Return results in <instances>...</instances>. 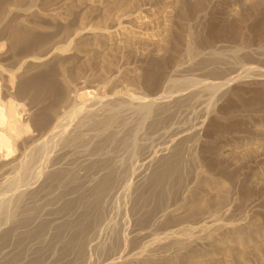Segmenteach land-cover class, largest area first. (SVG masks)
<instances>
[{"label":"rangeland","instance_id":"374dc122","mask_svg":"<svg viewBox=\"0 0 264 264\" xmlns=\"http://www.w3.org/2000/svg\"><path fill=\"white\" fill-rule=\"evenodd\" d=\"M9 22L33 30L14 48L1 35ZM211 24L221 29V40L211 36ZM106 33L113 37L108 40ZM209 36L214 42L204 43ZM49 45L65 50L25 77L22 71L9 77L16 96L7 97L24 110L19 134L10 139L18 158L23 154L19 159L28 160V141L59 97L75 98L73 106L85 104L72 112L73 127L90 117L88 110L98 100L123 90V84L128 139L121 148L103 149L114 157L108 166L112 171L87 169L81 161L68 166L64 180L48 178L50 171H0V264H207L209 257L215 264H264V0H19L17 5L0 0L1 65ZM106 62L118 67L119 88L105 78ZM46 71L54 74L51 93L41 94L32 86L19 93L27 79L43 80ZM145 103L150 118L132 108ZM88 126L82 130L93 133ZM168 162L172 168L159 171ZM105 179L109 187L100 188ZM81 195L88 204L96 199L86 230L80 227L78 236L58 235L59 218L79 219ZM23 218L30 221L19 224ZM45 218L53 219L52 224L36 232ZM207 222L208 227L198 230ZM10 227L15 229L6 234ZM182 227L192 229V239L174 245L164 238L168 231L179 235L174 231ZM236 236L242 253L225 255ZM152 237L161 243L142 252Z\"/></svg>","mask_w":264,"mask_h":264},{"label":"bare ground","instance_id":"6f19581e","mask_svg":"<svg viewBox=\"0 0 264 264\" xmlns=\"http://www.w3.org/2000/svg\"><path fill=\"white\" fill-rule=\"evenodd\" d=\"M19 0H15V3L16 5L18 4ZM20 15V14H19ZM21 16V15H20ZM17 17V16H16ZM4 18V17H3ZM14 17H12V21ZM24 18V17H23ZM17 21V20H16ZM26 21V20H25ZM219 22V21H218ZM10 24H7L6 27H4L3 29V32H1L3 35V37L5 36V38L9 39L10 43H11V47L14 48L16 47L17 45L19 44H22L24 42H26L30 36H31V31L30 28L26 25H19L17 23H11L9 22ZM3 26V25H2ZM30 26V25H29ZM217 26L215 24H211L209 26V29H211V36H213L212 34L214 33V36L215 38L217 39H220L221 40V29L219 28H216ZM219 27V26H218ZM2 31V30H1ZM210 31V30H209ZM236 33V31H235ZM228 34V33H227ZM96 35V34H95ZM197 35V34H196ZM195 35V36H196ZM97 36V35H96ZM104 36H107L108 37V40L110 37H113L111 35V33H106ZM199 36V35H198ZM211 36L209 37H206L204 41V43H207V44H211V42L213 43L214 40L212 41L211 39H208V38H211ZM2 37V36H1ZM74 37V36H73ZM106 37V38H107ZM85 38V37H84ZM103 38V37H102ZM200 38V37H199ZM198 38V39H199ZM232 38V37H231ZM80 39V38H78ZM111 39V38H110ZM213 39V38H212ZM201 40V41H203ZM231 40V39H230ZM77 41V40H76ZM79 41V40H78ZM93 41V40H92ZM43 42V41H42ZM113 42V41H112ZM78 43V42H77ZM202 43V44H204ZM80 44V43H79ZM84 44L85 46V43H82ZM215 44V43H214ZM38 46V44H37ZM79 45L77 44L76 48L78 50H84V49H80L78 47ZM81 46V45H80ZM41 46H39L38 48H40ZM46 47V46H45ZM204 47V46H203ZM205 47H206V44H205ZM65 49L63 48V50H61V48H59L58 46L56 45H52L46 49H44L43 47L38 49L37 52H31V53H25L24 54H20L18 56H13L12 58H10V60L5 63L4 61V64L5 65H1L0 64V79L4 82V88H3V93L1 94L0 93V151H2V155L3 157H8L12 154V156H14V158H8L9 160L7 161H2L1 159L3 157H0V171H11V170H16V168H18L19 170H23V171H36V174L38 175L40 173V171H50L49 174H48V178H61V180H64L66 175L64 176V172L66 171H69V167L70 164L72 162H78V161H81L82 162V165L87 166V169H101V170H105V171H108L110 169V167H108L111 162L113 161L114 157H112L113 155L108 152V151H104L103 149L107 146H111L113 148H121L123 145L126 144L127 142V135L126 133L124 132V128H126V117H124L123 115L125 113L122 112V110L124 109L123 107H126L128 106L127 104V101H126V98L123 96V92H127V91H123L125 88H124V84H123V90H122V87L119 88V86H122V81L121 78H120V71L118 69V67H115L113 66L112 63L110 62H106L104 65H103V68L102 70L105 72H103L106 79L108 80H113L115 81V87H118L119 89H116V90H113L111 91L110 93H108V95L104 96L103 99H100L97 101L96 105H94V108L92 107L91 109L89 108L88 110V113H94L92 116L90 115V117L87 118L84 123L83 122H80L77 124H75L73 127H71L72 124H74L72 121L73 120V115L74 111H76L77 109H82L83 108V104L81 103L80 105L77 104L76 102V106H73L74 104V99L73 97H70V96H65L63 98L59 97L58 101L54 104V105H51V106H48L49 109H48V116L47 118L45 119V122L43 124V126H41L38 130L39 132L33 136L29 142V145L28 147L26 148H29V150L27 151L28 152V160L23 161L21 159L18 158V155H16V153H14V148L12 149V145H11V142L12 141L10 140L11 138H15L13 136H16L17 134H19V126L21 125L20 122L24 116V110H22V106H19L18 104H16V102L14 103L12 101V99L10 100L9 98H14L16 96V94H12L11 93V89H10V83H9V77L11 76H14L13 74H16V73H19L20 71H22L21 74H24V77L26 75L27 72L31 71L32 69H36L37 67H43L45 65V60L47 57H49L50 55L52 54H56L57 52L59 53L60 51H64ZM75 50V49H74ZM109 50V49H108ZM109 52V51H108ZM194 52V51H193ZM98 53V52H97ZM210 53V52H208ZM13 54V53H12ZM84 54V53H83ZM109 54V53H108ZM197 54V53H196ZM202 54V53H201ZM104 55V54H103ZM211 55V54H210ZM213 55V54H212ZM99 56V55H98ZM109 56V55H108ZM202 56V55H201ZM105 57V56H104ZM210 57V56H209ZM96 58V56H95ZM94 58V59H95ZM204 58V57H203ZM103 59V56L102 58L101 57H97V60H102ZM8 60V59H7ZM6 60V61H7ZM203 60V59H202ZM209 60V59H208ZM96 61V60H95ZM108 61V60H107ZM205 61V60H204ZM50 62V61H49ZM101 62V61H100ZM105 62V60L103 61ZM203 63V62H202ZM61 64V63H60ZM102 67V66H101ZM61 69V68H60ZM59 69V70H60ZM66 69V68H64ZM65 71V70H64ZM47 72V71H46ZM17 75L19 79H21V76L23 77V75ZM63 74V72H62ZM54 74L52 72H47L46 76L43 77L44 79L43 80H40V79H34V81L31 79H27L25 83H28L26 86H23V82L21 81V84L23 86L22 90L19 91V93L21 92H25L26 89L30 86H32L31 89L33 88H37L39 90V93L41 94H46V93H49L51 90H53V88L55 87V84L54 83ZM62 77H64L63 75H61ZM23 77V78H24ZM134 77V76H133ZM8 78V79H7ZM16 78V77H15ZM14 79V77H13ZM62 79V78H61ZM132 79V78H131ZM8 80V81H7ZM65 80V79H64ZM138 80V79H137ZM136 80V81H137ZM187 80V79H186ZM1 81V82H2ZM13 81V80H12ZM144 83L147 82L146 79L143 80ZM195 81V80H194ZM232 81V80H231ZM14 82V81H13ZM112 82V81H111ZM135 82V81H134ZM13 84V83H11ZM137 84V82H136ZM140 84V83H139ZM138 84V85H139ZM152 84V83H151ZM155 84V83H154ZM2 85V84H1ZM114 85V84H113ZM217 85V84H216ZM3 86V85H2ZM21 86V85H20ZM19 86V88H20ZM126 86V85H125ZM213 86V84H212ZM128 87V86H127ZM126 87V88H127ZM113 88V87H112ZM13 89V88H12ZM30 89V90H31ZM17 90V89H16ZM127 90V89H126ZM129 90V89H128ZM1 91V90H0ZM152 91V89H151ZM154 91V90H153ZM17 92V91H16ZM29 92V91H28ZM51 93V92H50ZM32 94V93H31ZM125 94V93H124ZM40 95V94H39ZM37 95V96H39ZM54 95V94H53ZM9 96V98L7 97ZM20 96V95H19ZM34 96H36L34 94ZM42 96V95H41ZM72 96V95H71ZM7 97V99H6ZM28 97V96H27ZM55 97V96H54ZM17 98V97H16ZM31 98H33L31 96ZM42 98V97H40ZM44 98V97H43ZM78 98V96H77ZM26 99V98H25ZM97 99V98H96ZM156 99V98H154ZM152 99L154 102L156 100ZM35 100V99H34ZM40 100V99H39ZM42 100V99H41ZM47 100V99H46ZM57 100V99H56ZM79 100V99H78ZM82 100V98H81ZM84 100V99H83ZM151 100V101H152ZM159 100V99H158ZM168 100V99H167ZM88 101V100H87ZM150 101V100H149ZM162 101H165V100H162ZM41 102V101H40ZM54 102V101H53ZM14 103V104H13ZM49 103V102H48ZM163 103V102H162ZM167 103V102H166ZM23 104V103H22ZM51 104V103H50ZM147 103L145 104H140L138 107H134L132 106V108L134 109V111H136L137 113H141V114H148V117H149V114L151 113V109L149 108V106L146 105ZM165 104V103H164ZM25 105V104H23ZM41 105V104H40ZM150 105V104H149ZM85 106V104H84ZM131 106V105H130ZM87 107V106H86ZM161 107V106H159ZM158 108V107H157ZM46 109V108H45ZM44 109V110H45ZM75 109V110H74ZM132 109V110H133ZM159 109V108H158ZM161 109V108H160ZM163 109H165V106L163 107ZM162 109V110H163ZM47 110V109H46ZM83 110V109H82ZM158 111V110H157ZM84 112V111H82ZM161 112V110L159 111ZM163 112V111H162ZM85 115V114H83ZM82 115V116H83ZM88 115V114H87ZM152 115V114H151ZM141 116V115H140ZM144 116V115H143ZM142 116V117H143ZM141 117V118H142ZM145 117V116H144ZM85 118H86V115H85ZM150 118V117H149ZM149 120V119H148ZM83 121V120H81ZM141 122V121H140ZM149 122V121H148ZM142 123V122H141ZM155 123V122H154ZM20 124V125H19ZM30 124V123H29ZM36 125V124H35ZM88 125H92V129H94V132L93 133H90V132H84L82 130L83 126L87 127ZM23 126V125H22ZM24 127V126H23ZM22 128V127H21ZM26 129V128H25ZM88 129H89V126H88ZM91 129V127H90ZM86 130V129H85ZM22 131V130H21ZM26 132V130L24 131ZM23 132V133H24ZM22 133V132H21ZM24 137V136H23ZM19 138H20V135H19ZM19 138L16 139L19 140ZM26 138V137H25ZM22 139V138H21ZM28 139V138H27ZM25 140V139H24ZM14 144V142H13ZM134 146V145H133ZM25 148V147H24ZM21 151V150H20ZM13 153L15 155H13ZM24 153V152H23ZM94 154H97V156L95 157H91V156H94ZM27 155V154H26ZM86 156H90V157H86ZM23 157V156H22ZM73 164V163H72ZM171 163H167V164H162L158 169L159 171H166L167 169H171ZM80 166V167H81ZM111 166V165H110ZM171 167V168H170ZM72 168V167H71ZM69 169V170H68ZM73 169V168H72ZM14 170V171H15ZM18 171V170H16ZM71 171V170H70ZM110 171H112V169H110ZM12 172V171H11ZM20 172V171H19ZM15 173V172H14ZM162 173V172H161ZM2 174V173H1ZM5 174V173H4ZM27 172L25 174H22V175H26ZM31 174V173H30ZM34 174V173H33ZM20 175V178L21 176ZM28 175V174H27ZM109 176V175H108ZM108 176L106 178H108ZM13 177V176H12ZM29 176H27L28 178ZM31 178L33 176H30ZM29 177V178H30ZM68 177V176H67ZM66 177V178H67ZM159 177V176H158ZM11 178V177H10ZM16 178V176H15ZM24 178V177H23ZM26 179H23L24 181L27 180ZM29 178H28V181H29ZM105 178V177H104ZM110 178V177H109ZM154 178V177H153ZM18 179V178H17ZM162 179V178H161ZM9 179H7L8 181ZM16 180V179H15ZM19 180V179H18ZM21 180V179H20ZM19 180V181H20ZM35 178L33 179L32 178V181H34ZM22 181V180H21ZM31 181V180H30ZM53 181V180H52ZM66 181V180H65ZM76 181V180H75ZM9 184L11 185L13 183L14 185V181L13 179H11L10 181H8ZM58 182V181H57ZM111 182V181H110ZM32 183V182H31ZM108 183H109V179H105V180H102V182L99 184L100 188L103 187V186H108ZM60 184V183H59ZM74 184V183H73ZM72 184V185H73ZM2 185V184H1ZM45 185V184H44ZM41 186V185H40ZM64 186V185H63ZM4 187V186H3ZM154 187V186H153ZM23 188V187H22ZM99 188V187H98ZM96 188V189H98ZM99 188V189H100ZM157 188V187H156ZM10 188H8V191H9ZM14 189H15V186H14ZM62 189V188H60ZM95 189V188H94ZM106 189V188H105ZM37 190V189H36ZM64 190V189H63ZM70 190V189H69ZM89 190H93L92 189H89ZM102 190V189H101ZM41 191V189H40ZM100 191V190H99ZM104 191V189H103ZM2 192V190H1ZM17 192V191H16ZM68 192V191H67ZM91 192V193H92ZM96 192V191H95ZM83 193V191H82ZM89 193L90 195V192H87ZM153 193V191H152ZM7 194H10L7 192ZM24 194V193H23ZM96 194V193H95ZM2 195V194H1ZM30 195V194H29ZM27 195V196H29ZM67 195V194H66ZM85 195H86V192H85ZM88 195V194H87ZM97 195V194H96ZM24 196V195H23ZM26 196V195H25ZM76 196V195H75ZM92 196V195H91ZM94 196V195H93ZM2 197V196H1ZM5 197V196H4ZM58 197V196H57ZM79 200H80V204H82L81 206V209L82 211H80L79 213V219L76 221H74V219L68 217L65 215H63V217L60 219L59 217V224L57 226L58 228V235H60L61 233H65V234H71L72 236H75L76 233L78 236L79 233V230H80V227H82L83 229L81 230H84V226H86L85 224H88V220H90V217H91V207H93V204L95 202V200L93 198L94 201L90 200L89 203L91 204H88L87 201H85L86 199L84 198L83 195L79 196ZM90 197V196H89ZM6 198V197H5ZM20 198V197H19ZM62 198V197H61ZM85 200H84V199ZM96 198V196H95ZM220 198V197H219ZM90 199V198H89ZM88 199V200H89ZM24 200V199H23ZM68 200V199H67ZM75 200V199H74ZM66 201V200H65ZM70 200L66 201L65 202V208L68 207V203H69ZM98 201V200H97ZM3 202V200H2ZM75 202V201H74ZM79 202V201H78ZM71 204V203H70ZM95 204V203H94ZM195 204V202H194ZM193 202H192V205H194ZM58 205V204H57ZM68 205V206H67ZM74 205V204H73ZM77 205V204H76ZM5 206V205H4ZM63 206V205H62ZM71 206V205H70ZM212 206V205H211ZM23 207V206H22ZM16 208V207H15ZM24 208V207H23ZM62 208V207H61ZM200 208V207H199ZM11 209V207H10ZM26 209V208H25ZM24 209V210H25ZM76 209V207H75ZM80 209V210H81ZM197 209V208H196ZM7 210V209H6ZM15 210V209H14ZM27 210V209H26ZM69 210V209H68ZM72 210V209H71ZM12 211V210H11ZM21 211V210H20ZM32 211V210H31ZM35 211V210H33ZM61 212H64L66 211L65 210H60ZM99 211V210H98ZM200 211V210H199ZM7 212V211H6ZM5 212V213H6ZM10 212V211H9ZM75 212V211H74ZM78 212V211H77ZM26 213V212H25ZM56 213V212H54ZM73 213V212H72ZM4 214V213H3ZM11 214V213H10ZM69 214V213H68ZM97 214H99L97 212ZM5 215V214H4ZM28 215V214H27ZM31 215V213H30ZM49 215V214H47ZM51 215V214H50ZM57 215V214H56ZM60 215V214H59ZM8 216H9V213H8ZM12 214H11V218H12ZM33 216V215H32ZM74 216V215H73ZM77 216V217H78ZM16 217V216H15ZM18 217V216H17ZM23 217V216H22ZM46 217V216H45ZM30 218V217H29ZM32 218V217H31ZM30 218V219H31ZM53 218V217H52ZM94 218V217H93ZM41 219V218H40ZM95 219V218H94ZM8 220V219H7ZM45 221L39 225V227H37V230L36 232L39 230H41L42 228L44 229V224H48V222H50L52 224L53 222V219L52 221H50L51 219H49L48 221L46 220V218L44 219ZM58 220V219H57ZM204 220V219H203ZM212 220V219H211ZM210 220V221H211ZM12 221V220H11ZM14 221V220H13ZM30 220L28 218H23L20 222H18L19 224H26L28 223ZM32 221V219H31ZM35 221V220H34ZM87 221V222H86ZM91 221V220H90ZM209 221V220H208ZM9 222V220H8ZM37 222V221H35ZM58 222V221H57ZM78 222V223H77ZM206 222V221H205ZM212 225L214 224V221H211ZM5 223V222H3ZM17 223V221H16ZM80 223V224H79ZM6 224V223H5ZM17 224V225H19ZM31 224V222H30ZM35 224V223H33ZM49 224V225H51ZM79 224V225H78ZM205 224V225H204ZM208 222L207 223H202L200 225H198V230H204L207 226ZM210 224V225H211ZM219 224V223H218ZM7 225V224H6ZM16 225V224H15ZM209 225V227H210ZM12 227V226H11ZM10 227V231H8V233L6 234H9L11 232H13V228ZM16 227V226H14ZM47 227V226H46ZM2 228V227H1ZM24 228V227H23ZM51 228V227H49ZM19 229V228H18ZM28 229V228H27ZM34 229V228H33ZM32 230V228H31ZM86 230V229H85ZM84 230V231H85ZM25 231V230H24ZM28 231V230H27ZM34 231V230H33ZM56 231V229H55ZM174 231V230H173ZM89 232V231H87ZM170 232V231H168ZM167 232V235H165L164 238H170L172 240V242H174L173 244L176 245V243L178 241H183V240H188V239H192L191 236H192V229H189L187 227H182L180 228V230L177 232L174 231V233H179V235L177 234H173V232L169 233L168 234ZM194 232V231H193ZM83 234V233H82ZM5 235V234H4ZM57 235V234H56ZM81 235V234H80ZM34 236V235H33ZM65 236V235H64ZM68 236V235H67ZM164 236V235H163ZM196 236V235H195ZM198 236V235H197ZM1 237V236H0ZM13 237V236H11ZM25 237V236H24ZM37 237V236H36ZM79 237H82V236H79ZM139 237V236H138ZM162 237V236H161ZM234 237V236H233ZM2 238V237H1ZM18 238V237H17ZM29 238V237H28ZM32 238V237H30ZM61 238V237H60ZM195 238V237H194ZM199 238V237H198ZM58 239V238H57ZM66 239V238H65ZM72 239L75 240V238L72 237ZM77 239V238H76ZM87 239V238H86ZM160 239L161 238H151V240H149L144 246V249L142 252H144L145 249H147L148 247H151L153 244H156V242H160ZM5 240V239H4ZM3 240V241H4ZM21 240V239H20ZM54 240V239H53ZM60 240V239H59ZM81 239H79V242H80ZM140 240V239H139ZM166 240V239H165ZM170 240V241H171ZM200 240V238H199ZM17 241V239H16ZM69 241V238L68 240ZM66 241V244H68ZM72 241V240H70ZM85 241V240H84ZM193 241V240H192ZM9 242V241H8ZM64 242V241H63ZM169 242V241H168ZM167 242L166 245H169V243ZM234 243H232V245H230L229 247H227L226 249V254L227 256H231L233 253H232V250H237L238 251V254L242 251V245H241V239L239 237H235ZM14 243V242H13ZM19 243V242H18ZM72 243V242H71ZM75 243V242H74ZM84 243V242H83ZM82 243V244H83ZM143 243V242H142ZM145 243V242H144ZM161 243V242H160ZM171 243V242H170ZM180 243V242H179ZM191 243V242H189ZM81 244V245H82ZM87 244V243H86ZM70 243L66 246V247H69ZM80 245V244H79ZM182 245V244H181ZM172 246V245H170ZM168 246V247H170ZM178 246V245H177ZM185 246V245H184ZM197 246V245H196ZM227 246V245H226ZM1 247V246H0ZM65 247V245H64ZM166 247V246H165ZM175 247V246H174ZM179 247V246H178ZM181 247V246H180ZM62 248V246H61ZM183 248V247H182ZM185 248V247H184ZM74 249V248H73ZM80 249V248H79ZM88 249V248H87ZM139 249H141L139 247ZM138 249V250H139ZM188 249V248H187ZM244 249V248H243ZM68 250V249H67ZM71 250V249H70ZM152 251V249H150ZM166 250V249H165ZM192 250V249H191ZM1 251V250H0ZM60 251V250H59ZM147 250H145L146 252ZM150 251V252H151ZM5 252V251H4ZM141 252V251H140ZM168 252V251H167ZM191 252V251H190ZM207 252V251H206ZM170 253V252H169ZM187 253V252H186ZM197 253V252H196ZM195 253V255H196ZM242 253V252H241ZM247 253V252H246ZM135 254V253H134ZM137 254V253H136ZM198 254V253H197ZM204 254V253H202ZM209 254V253H208ZM237 254V253H236ZM5 255V254H4ZM64 255V254H63ZM148 255V254H147ZM190 255H192V253H190ZM188 255V256H190ZM199 255V254H198ZM201 255V254H200ZM241 255V254H240ZM246 255V254H245ZM6 256V255H5ZM14 256V255H13ZM166 256V255H165ZM171 256V255H170ZM187 256V257H188ZM236 256V255H235ZM242 256V255H241ZM138 257V256H137ZM145 257V256H144ZM143 257V258H144ZM150 257V256H149ZM153 257V256H152ZM164 257V256H163ZM186 257V256H185ZM192 257V258H191ZM190 258L193 259H197L196 257H194V254L191 256ZM240 257V256H239ZM244 257V255H243ZM142 258V257H141ZM169 258V257H168ZM189 258V259H190ZM200 258V257H199ZM198 258V259H199ZM202 258V257H201ZM205 258V257H203ZM207 258V257H206ZM6 259V258H5ZM147 259V258H146ZM149 259V258H148ZM165 259V257H164ZM188 259V258H187ZM2 260V259H1ZM37 260V258H36ZM10 261V260H9ZM12 261V260H11ZM38 261V260H37ZM182 261V260H181ZM204 261V260H203ZM215 261L216 259L214 258H208V263L207 264H215ZM5 262V261H4ZM148 262V261H147ZM184 262V261H183ZM182 262V263H183ZM187 262V260H186ZM192 262V260H191ZM190 262V263H191ZM194 262V261H193ZM226 264V262L224 263Z\"/></svg>","mask_w":264,"mask_h":264}]
</instances>
